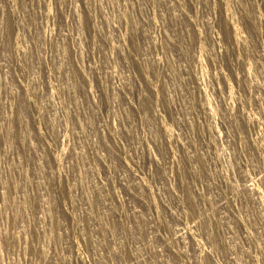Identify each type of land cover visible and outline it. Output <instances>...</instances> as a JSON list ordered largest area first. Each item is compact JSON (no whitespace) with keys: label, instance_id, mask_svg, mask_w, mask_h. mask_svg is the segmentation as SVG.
<instances>
[{"label":"rangeland","instance_id":"374dc122","mask_svg":"<svg viewBox=\"0 0 264 264\" xmlns=\"http://www.w3.org/2000/svg\"><path fill=\"white\" fill-rule=\"evenodd\" d=\"M0 264H264V0H0Z\"/></svg>","mask_w":264,"mask_h":264}]
</instances>
